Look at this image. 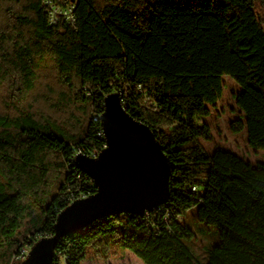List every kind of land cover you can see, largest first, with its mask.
Returning a JSON list of instances; mask_svg holds the SVG:
<instances>
[{"label":"trees","instance_id":"1","mask_svg":"<svg viewBox=\"0 0 264 264\" xmlns=\"http://www.w3.org/2000/svg\"><path fill=\"white\" fill-rule=\"evenodd\" d=\"M256 1L260 13L252 0H52L73 3L74 22L50 23L43 0H0V264H23L20 250L51 236L57 214L94 192L74 157L104 145L99 116L110 93L160 142L168 199L58 239L47 264H81L89 252L107 260L118 247L143 264H264V163L203 145L228 76L241 87L243 116L228 127L264 150V0ZM191 208L217 232L203 260L186 243Z\"/></svg>","mask_w":264,"mask_h":264},{"label":"water","instance_id":"2","mask_svg":"<svg viewBox=\"0 0 264 264\" xmlns=\"http://www.w3.org/2000/svg\"><path fill=\"white\" fill-rule=\"evenodd\" d=\"M99 120L105 147L95 157H74V165L91 179L94 192L57 214L53 234L36 241L23 264H47L58 239L97 219L114 214L140 216L166 203L171 169L149 127L126 112L117 93L104 96Z\"/></svg>","mask_w":264,"mask_h":264},{"label":"rangeland","instance_id":"3","mask_svg":"<svg viewBox=\"0 0 264 264\" xmlns=\"http://www.w3.org/2000/svg\"><path fill=\"white\" fill-rule=\"evenodd\" d=\"M254 9L261 12V7L256 0H252ZM224 82L223 95L212 108L209 116L205 120L212 128V140L204 142L203 145L207 151L212 152L216 147L228 149L242 157L246 162L251 164L264 163V150L255 149L247 143V134L245 129L238 132L230 131L228 125L231 120L243 118L241 110L235 103V96L241 91V87L233 79L223 76ZM201 122V120H200ZM195 208L186 212L185 225L193 231V235L187 240L192 253L199 259L203 260L206 256V250L217 238L215 228L207 227L202 223L195 222ZM209 228L210 231H205ZM21 261V260H20ZM81 264H143L131 251L118 247L116 254L110 256L107 260L96 259L92 253Z\"/></svg>","mask_w":264,"mask_h":264},{"label":"built area","instance_id":"4","mask_svg":"<svg viewBox=\"0 0 264 264\" xmlns=\"http://www.w3.org/2000/svg\"><path fill=\"white\" fill-rule=\"evenodd\" d=\"M43 2H44V4H46L49 7V12H50L49 20H50V23H55L59 18H64V20H67L70 23L74 22V17H73V14H72V11H73V8H74L73 3H69L65 7H58V6H55L52 3V0H43ZM98 135L101 136L102 139H103L102 130H101V133H99ZM104 147H105V144L102 146V148H104ZM101 149L99 151L98 150H93V152H92L90 157H95L101 151ZM29 251H30V249L28 247H24L22 250H20V252L15 257V259L24 261L26 259V257L28 256V252Z\"/></svg>","mask_w":264,"mask_h":264}]
</instances>
